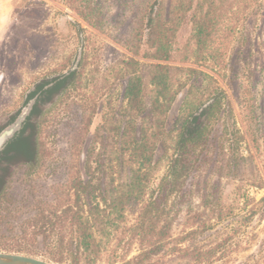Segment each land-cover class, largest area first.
Returning <instances> with one entry per match:
<instances>
[{"label":"trees","instance_id":"16d2710c","mask_svg":"<svg viewBox=\"0 0 264 264\" xmlns=\"http://www.w3.org/2000/svg\"><path fill=\"white\" fill-rule=\"evenodd\" d=\"M259 1L131 0L126 52L105 69L89 68L83 54L67 73L37 85L26 104L37 98L51 107L31 106L21 130L7 141L4 159L18 158L27 177L40 176L49 157L51 122L75 105L66 176L52 187L51 199L29 204L30 215L16 230L10 217L21 207L7 175H0V230L11 228L0 233V250L43 256L55 264H171L170 255L184 258L183 264H208L212 250L200 248L196 238L210 229L213 213L223 217L222 190L208 184L193 206L184 187L194 176L199 150H208L216 138L233 140L228 170L220 178L238 175L246 158L239 153L243 137L222 123L231 107L216 75L223 78L230 69L233 45L245 38L244 24ZM64 2L103 30L99 0ZM185 25L190 33L179 44ZM167 137V170L156 184L158 152ZM261 138L264 142V132ZM182 212L184 230L176 235L173 226Z\"/></svg>","mask_w":264,"mask_h":264},{"label":"rangeland","instance_id":"374dc122","mask_svg":"<svg viewBox=\"0 0 264 264\" xmlns=\"http://www.w3.org/2000/svg\"><path fill=\"white\" fill-rule=\"evenodd\" d=\"M99 1L105 16L103 30L88 25L64 0H9L8 14L13 20L0 25V138L3 137L0 151L21 130L35 102L44 110L51 107L48 101L37 98L26 104L27 96L37 85L67 73L83 54L89 68L105 69L126 52L123 44L129 35L134 10L131 0ZM260 2L262 5L244 24L245 38L241 37L233 45L230 69L223 78L216 75L231 107L222 123L243 137L239 153L246 158L241 161L238 175L220 178L228 170L225 165L232 158L233 140L220 142L216 138L208 150H199L192 170L194 176L184 187L188 191L186 199L193 206H198L208 184V187L218 184L222 190L223 217L213 213L210 229L196 238L200 248L206 246L212 250L208 264H264V142L261 138L264 132V0ZM189 33L190 26L185 25L179 33V44L186 41ZM116 88L122 89L119 84ZM178 106L179 103L172 107L169 114V128L176 120ZM76 109L74 105L70 110H61L51 122L46 137L49 157L40 176L27 177L18 158L0 163V175H7L15 203L21 207L10 217L16 230L30 215L29 204L38 199H51L52 187L66 176L69 140L77 122ZM99 121L97 116L92 131ZM255 132L258 135H252ZM254 137H259L257 145ZM229 138L234 139L233 134ZM164 144L158 152L161 161L156 184L167 170L169 137ZM221 145L225 147L224 152ZM184 220L182 212L173 226L176 235L183 233ZM9 228L1 225L0 233H9ZM171 256L168 257L171 264L186 261Z\"/></svg>","mask_w":264,"mask_h":264},{"label":"water","instance_id":"95a60500","mask_svg":"<svg viewBox=\"0 0 264 264\" xmlns=\"http://www.w3.org/2000/svg\"><path fill=\"white\" fill-rule=\"evenodd\" d=\"M5 147H6V143L5 145H3V148L0 151V158H1L0 163H2L3 161H6L4 159V155L2 152L5 149ZM14 155H15V152L11 156H14ZM0 264H54V263H51L45 259L31 256V255L14 253V252H0Z\"/></svg>","mask_w":264,"mask_h":264},{"label":"clouds","instance_id":"9594fccd","mask_svg":"<svg viewBox=\"0 0 264 264\" xmlns=\"http://www.w3.org/2000/svg\"><path fill=\"white\" fill-rule=\"evenodd\" d=\"M13 18L5 11L0 10V23L2 24H9L11 23Z\"/></svg>","mask_w":264,"mask_h":264},{"label":"crops","instance_id":"0c3cea01","mask_svg":"<svg viewBox=\"0 0 264 264\" xmlns=\"http://www.w3.org/2000/svg\"><path fill=\"white\" fill-rule=\"evenodd\" d=\"M0 10H3L7 13L11 10V3L9 0H0ZM2 23H0L1 25Z\"/></svg>","mask_w":264,"mask_h":264},{"label":"flooded vegetation","instance_id":"af4514ba","mask_svg":"<svg viewBox=\"0 0 264 264\" xmlns=\"http://www.w3.org/2000/svg\"><path fill=\"white\" fill-rule=\"evenodd\" d=\"M1 140H0V142L2 141V139H3V137L2 138H0Z\"/></svg>","mask_w":264,"mask_h":264}]
</instances>
